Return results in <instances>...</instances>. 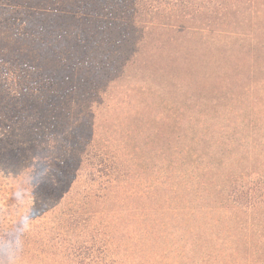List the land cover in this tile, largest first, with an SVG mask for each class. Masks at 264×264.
Instances as JSON below:
<instances>
[{
	"label": "trees",
	"instance_id": "1",
	"mask_svg": "<svg viewBox=\"0 0 264 264\" xmlns=\"http://www.w3.org/2000/svg\"><path fill=\"white\" fill-rule=\"evenodd\" d=\"M199 14L189 0H0V264H157L108 207L130 177L120 144L81 116L108 107L156 35ZM240 186L233 208L264 204V181Z\"/></svg>",
	"mask_w": 264,
	"mask_h": 264
},
{
	"label": "rangeland",
	"instance_id": "2",
	"mask_svg": "<svg viewBox=\"0 0 264 264\" xmlns=\"http://www.w3.org/2000/svg\"><path fill=\"white\" fill-rule=\"evenodd\" d=\"M189 1L197 18L162 29L147 62L81 124L120 144L130 177L108 207L132 251L145 246L157 264H260L264 204L235 209L225 197L264 181V0Z\"/></svg>",
	"mask_w": 264,
	"mask_h": 264
}]
</instances>
